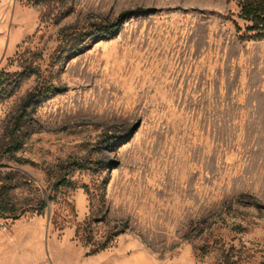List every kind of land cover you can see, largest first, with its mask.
Here are the masks:
<instances>
[{
    "label": "rangeland",
    "instance_id": "rangeland-1",
    "mask_svg": "<svg viewBox=\"0 0 264 264\" xmlns=\"http://www.w3.org/2000/svg\"><path fill=\"white\" fill-rule=\"evenodd\" d=\"M124 13L117 35L91 38ZM239 13L234 0L0 10V145L33 96L23 150L0 151V179L13 174L26 210L0 218L1 259L264 264V40L237 29ZM64 169L77 188L49 201Z\"/></svg>",
    "mask_w": 264,
    "mask_h": 264
},
{
    "label": "trees",
    "instance_id": "trees-1",
    "mask_svg": "<svg viewBox=\"0 0 264 264\" xmlns=\"http://www.w3.org/2000/svg\"><path fill=\"white\" fill-rule=\"evenodd\" d=\"M240 8L239 18L244 22V27H240L236 23V27L239 31H244L245 34H249L254 40H264V0H234ZM140 12V11H139ZM130 13H124L116 21L108 24H95L90 26L89 35L91 38L94 36L95 40H103L106 38L113 37L119 33L120 27L122 26L125 19ZM84 38V37H82ZM93 39V38H92ZM78 46L75 50H82L85 46V41L81 40L78 42L72 41L65 43V46ZM66 46V47H67ZM77 52V51H76ZM7 89L4 87V82L0 78V101L8 96ZM33 96L31 95L27 101L23 104L22 111L13 122L10 131L7 135L4 144L0 145V151L4 150L5 155L10 154L11 157L16 158V155L23 150L25 146V134L23 133V122L25 121L26 110L32 102ZM21 163L29 162L23 159H18ZM77 165L80 169H84L83 165H78L76 162L72 163ZM71 177L66 170H60L59 175L54 185L55 189L49 192V201H53L61 187L77 188L76 184L71 182ZM19 187L15 177L12 173H7L2 179H0V218L16 221L25 214L26 210L20 207L18 200L16 199L15 191ZM85 190L87 187L83 186ZM17 200V201H16ZM48 200L44 198V195L38 201L36 209L37 215H42L44 210L48 206ZM79 230H77V236ZM107 243H104L99 249H105Z\"/></svg>",
    "mask_w": 264,
    "mask_h": 264
},
{
    "label": "crops",
    "instance_id": "crops-1",
    "mask_svg": "<svg viewBox=\"0 0 264 264\" xmlns=\"http://www.w3.org/2000/svg\"><path fill=\"white\" fill-rule=\"evenodd\" d=\"M11 0H0V10L7 6L8 4H10ZM3 248L2 245H0V251L1 249ZM1 254H0V264H34L33 260L32 261H29L28 259L26 258H21L19 259V261H16V262H13L9 259H1Z\"/></svg>",
    "mask_w": 264,
    "mask_h": 264
}]
</instances>
